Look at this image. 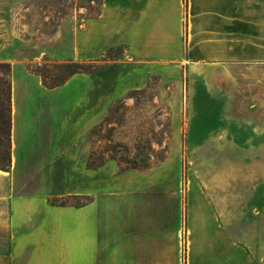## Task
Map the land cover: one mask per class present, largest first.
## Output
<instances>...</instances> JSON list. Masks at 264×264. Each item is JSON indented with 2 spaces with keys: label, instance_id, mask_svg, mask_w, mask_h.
<instances>
[{
  "label": "crops",
  "instance_id": "1",
  "mask_svg": "<svg viewBox=\"0 0 264 264\" xmlns=\"http://www.w3.org/2000/svg\"><path fill=\"white\" fill-rule=\"evenodd\" d=\"M96 6L98 12L76 26L77 54L122 46L121 56L54 88L44 87L24 64H12L11 164L0 169V264H182L183 228L186 264H264L260 186L247 222L245 207L230 204L227 192L212 198L208 186L192 182L183 199L180 170L172 184L159 183L163 190L149 193V185L138 184L168 156L146 169L120 170L112 159L86 166L89 130L112 100L152 76L173 84L177 118L183 80L188 114L196 121L217 99L231 107L226 114H237L208 125L219 138L208 134L193 146H244L245 139L229 132H244L240 115L251 98V144L264 147V0H98ZM242 64L252 71V91L215 89L223 79L232 82L229 71ZM69 86L65 109L54 94ZM203 101L208 109L199 111ZM255 174L260 184L264 171ZM66 195L87 199L51 202Z\"/></svg>",
  "mask_w": 264,
  "mask_h": 264
},
{
  "label": "rangeland",
  "instance_id": "2",
  "mask_svg": "<svg viewBox=\"0 0 264 264\" xmlns=\"http://www.w3.org/2000/svg\"><path fill=\"white\" fill-rule=\"evenodd\" d=\"M98 9V6L90 5L84 0H0V70L6 71L11 78L14 63H22L29 72L36 74L33 69L37 66L69 62L80 64L82 69L92 72L121 56L124 51L122 46L109 48L101 55L77 54L74 45L76 26L84 17L95 15ZM242 66L245 67L229 71L232 82L223 79L215 84V89L252 91V71L247 68V64ZM246 74L248 77L244 81L237 78L247 76ZM179 85L182 93L177 105L178 118L174 114L175 99L170 98L174 90L173 84L163 83L157 76L150 77L143 87L129 89L112 100L100 120L88 132L89 154L94 153L91 158L98 161L99 156L107 158L108 155H113L115 159L112 160L123 170L130 165L129 161L139 165L147 162L148 167H152L168 156L163 166L144 174L137 181L138 184L149 185V193H152L163 188L159 185L160 182L164 183L163 186L172 184L175 174L177 177L180 170L183 199L192 182H196L197 186H208L212 198H225L227 192L229 203L240 206L243 204L244 219L250 221L252 204L256 198L255 189L259 186L261 201L264 202V178L261 177V183L258 184V176L255 174V170L264 171V147L254 148L251 144L253 100L245 99V114L240 115L244 121L243 124L240 121L239 127L243 125L244 132H229L233 139H245L244 146L225 143L218 146H193V142L205 143L208 134L219 138L220 132L209 131L208 125L227 123V117H237V114H226L225 112H231V107L227 109L226 104L221 106L224 100L217 99L212 102L209 114L197 116L196 121V115L188 114V84L183 80ZM70 88L69 86L66 91L54 94V98L59 99L65 109L70 104L66 95ZM42 96L33 92V97L38 101ZM202 103L203 105L199 102L197 106L199 111L202 108L208 109V101ZM92 129L93 133L90 134ZM175 140H179L177 146H174ZM238 142L241 143V140ZM53 199L78 205L87 198L66 195ZM185 254L183 228L182 264H186Z\"/></svg>",
  "mask_w": 264,
  "mask_h": 264
},
{
  "label": "trees",
  "instance_id": "3",
  "mask_svg": "<svg viewBox=\"0 0 264 264\" xmlns=\"http://www.w3.org/2000/svg\"><path fill=\"white\" fill-rule=\"evenodd\" d=\"M80 64L75 63H55L43 64L33 69L36 74L41 77L42 85L46 88H54L63 84L72 75L80 72H88L82 69ZM93 133V129L90 134ZM90 153L86 162L88 168H97L104 164L106 160L115 159L113 155H108L107 158L99 156L98 161H94ZM0 169L9 170L11 164V79L6 71L0 70ZM128 168H147L148 163L142 165L136 164L134 161H129ZM58 200L52 199V203L57 204ZM59 204H66L65 201L59 200ZM185 257V256H184Z\"/></svg>",
  "mask_w": 264,
  "mask_h": 264
},
{
  "label": "built area",
  "instance_id": "4",
  "mask_svg": "<svg viewBox=\"0 0 264 264\" xmlns=\"http://www.w3.org/2000/svg\"><path fill=\"white\" fill-rule=\"evenodd\" d=\"M84 1L90 5H97L98 4V0H84Z\"/></svg>",
  "mask_w": 264,
  "mask_h": 264
}]
</instances>
